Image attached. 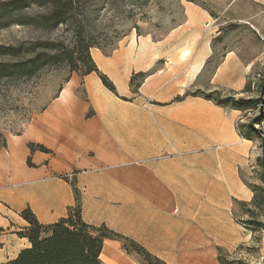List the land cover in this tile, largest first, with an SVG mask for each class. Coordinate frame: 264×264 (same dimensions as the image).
Returning a JSON list of instances; mask_svg holds the SVG:
<instances>
[{
	"label": "crops",
	"instance_id": "crops-1",
	"mask_svg": "<svg viewBox=\"0 0 264 264\" xmlns=\"http://www.w3.org/2000/svg\"><path fill=\"white\" fill-rule=\"evenodd\" d=\"M191 11L183 32L163 41L134 34L107 56L92 53L115 93L94 73L72 74L40 120L51 115L44 121L49 135L5 138L0 264L29 247L19 235L27 227L20 212L29 208L41 225L58 222L74 206L71 183L86 225L105 226L166 264H177L178 253L209 249L205 236L232 237L229 198H252L238 175L247 145L235 127L240 112L204 97L211 92L200 83L213 56L204 37L209 21ZM137 75L143 78L135 88ZM246 75V66L229 52L207 78V89L240 93ZM29 144L47 152H31ZM99 259L131 262L112 239L103 241ZM186 259L189 264L194 257Z\"/></svg>",
	"mask_w": 264,
	"mask_h": 264
},
{
	"label": "rangeland",
	"instance_id": "rangeland-1",
	"mask_svg": "<svg viewBox=\"0 0 264 264\" xmlns=\"http://www.w3.org/2000/svg\"><path fill=\"white\" fill-rule=\"evenodd\" d=\"M9 0H0V2ZM69 21L52 30L35 24L48 11L47 6L31 5L22 11L26 21L0 29V45L18 49L23 60L39 54L57 55L59 59L73 53L75 42L83 39L103 56L124 44L129 35L149 36L163 41L171 32L180 30L193 16L191 9L205 15L210 23L204 37L211 41L213 56L207 63L200 83L204 91L217 92L221 97L258 100L252 108L240 112L235 127L247 145V155L238 168L243 183L253 189L257 203H264V0H75ZM33 21V22H29ZM180 32H183L181 29ZM183 36V34H180ZM234 52L247 68L248 92L232 93L207 89V78L225 54ZM74 54V58H75ZM101 65V64H100ZM97 66V64H96ZM102 68H105L101 65ZM71 72L65 63L48 66L30 79L4 81L0 79V144L16 135H49L47 125L51 115H45L58 97L66 80L75 74L82 78L84 70ZM105 70V69H104ZM135 79L133 86L138 85ZM192 90L190 93H200ZM78 96L85 99L84 89ZM207 95V94H205ZM90 113V112H89ZM89 115V114H88ZM250 190V189H249ZM246 193L239 199L230 197L226 215L233 228L229 239L205 236L209 249L194 253H178L177 264H217L218 248L224 250L229 263L241 259L247 264H264V205H251ZM246 223H253L249 229ZM130 264H146L144 258L128 244ZM199 248V247H198ZM189 261V260H188ZM217 262V263H216ZM102 263V262H101ZM122 264V263H121ZM219 264V263H218Z\"/></svg>",
	"mask_w": 264,
	"mask_h": 264
},
{
	"label": "trees",
	"instance_id": "trees-1",
	"mask_svg": "<svg viewBox=\"0 0 264 264\" xmlns=\"http://www.w3.org/2000/svg\"><path fill=\"white\" fill-rule=\"evenodd\" d=\"M75 0H9L0 2V29L10 27L12 25L26 24L22 11L36 6H47L44 15L40 16L35 23L41 28L52 30L60 25H64L69 21L73 11ZM33 22V21H29ZM95 47L90 43H86L83 39L75 42L73 53L64 55L59 59L57 55L39 54L27 60H23L18 55V49L12 46L0 45V79L4 81H17L21 79H30L38 72L48 66H54L57 63H65L70 67V71L78 70V66L84 70L83 77L94 73L100 79L104 88L115 93L113 83L102 74L96 64L93 62L90 49ZM76 55L75 58L73 57ZM142 75L132 78L131 84L135 79L142 80ZM68 80H66L67 82ZM133 85V84H132ZM138 85L135 86L137 88ZM244 92H248V88L244 87ZM204 97L214 101L217 105L243 112L254 108L258 104V100L234 99V97H221L217 92H210ZM240 134V133H239ZM240 136H242L240 134ZM6 148L5 139L0 144V149ZM28 148L31 152L40 151L46 153V149L42 146L29 144ZM264 163V159L262 161ZM252 193L251 205H264L257 203V198L251 186L244 183ZM75 203L73 207L67 209L65 218L51 225H41L35 215L29 208L20 212V217L27 224L23 233H19L20 237L25 238L29 247L21 250L16 258L10 264H102L99 257L102 250L103 241L105 239L117 240L121 243L123 251L129 255V250L125 244L134 247L135 250L144 258L146 264H166L162 260L148 253L135 242L118 235L105 226L93 227L86 225L81 219V206L79 192L71 183ZM253 223H246L244 227L251 231L250 227ZM252 232V231H251ZM219 264H247L241 259H237L234 263H229L226 253L221 248L217 249Z\"/></svg>",
	"mask_w": 264,
	"mask_h": 264
},
{
	"label": "built area",
	"instance_id": "built-area-1",
	"mask_svg": "<svg viewBox=\"0 0 264 264\" xmlns=\"http://www.w3.org/2000/svg\"><path fill=\"white\" fill-rule=\"evenodd\" d=\"M210 28V23L209 22H206L205 23V29L208 30Z\"/></svg>",
	"mask_w": 264,
	"mask_h": 264
}]
</instances>
